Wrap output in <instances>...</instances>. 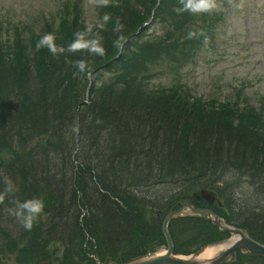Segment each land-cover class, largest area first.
Instances as JSON below:
<instances>
[{"label": "trees", "instance_id": "obj_1", "mask_svg": "<svg viewBox=\"0 0 264 264\" xmlns=\"http://www.w3.org/2000/svg\"><path fill=\"white\" fill-rule=\"evenodd\" d=\"M151 53L150 47L142 51V55ZM133 78L138 79L136 76ZM124 85L128 84L123 83L122 87ZM131 85L133 93L128 92L129 88L124 87L117 92L109 87L106 95L104 94L107 98H102L101 103H97V98L92 100L87 108V115L80 118L78 130L81 144L76 180L77 188L83 192L84 199L88 194L83 204L75 199V193L70 189L72 172L70 163L60 167L53 164L55 162L53 157L59 153L56 148L63 151L65 135L74 139L76 129L74 103L71 105L70 101L61 97L49 105L41 94L34 97L32 102L24 101L21 104L20 93L12 92L5 98L0 97V101L5 102L0 104V110L12 107L0 119L1 131L8 127L11 128L10 131L22 132L36 130L41 125H50L48 135L54 138L56 144L52 153L43 150L40 151L42 154L37 155L32 151L11 162H6L0 157V214L11 212L12 205L35 198H43L44 207L53 211L52 217H48L45 222H42L44 216L39 215L37 220H32L29 216L31 229L18 234L22 240L28 241L29 248L45 249V244L56 240L69 245L77 243L83 235L79 224V207L82 205L91 212L89 217L84 218L83 228L89 230L93 236L103 238L105 236L107 240L104 238L106 241L104 249L117 254L121 248L113 243V239L121 229L119 222L123 219L130 225L133 219L140 215L139 220L143 225L144 205H137L139 209L134 213V218L122 207V213L118 216L112 218L110 214L106 216L107 222L104 226L98 223L97 216L104 202L111 206L115 205L117 200L119 203L122 201L123 206L128 205L131 197L124 200L121 194L127 193L130 187H138L144 177L146 183L151 182L148 175L152 173L159 178L169 176L173 167L164 173L160 169L162 164L176 162L180 164L181 169L192 171L195 167L204 165L216 171L228 162L264 163V151L252 150L250 148L252 146L246 145L245 140H237L236 142L242 144L238 146L227 132L228 124L222 127L218 119L214 120L210 116L206 118L200 138L195 134L190 140L182 142L176 133H172L161 122L160 116H155L157 110H163L164 105L160 96L155 97L153 93L146 91V86L141 80L133 81ZM42 133L47 135L45 130ZM17 136L20 137L19 134ZM155 163L156 168H150L148 175H145L146 166H153ZM154 179L155 176L151 180ZM96 185L99 189H96ZM92 188L93 191H89ZM101 190L108 193L111 198L104 196ZM9 198L11 202L8 201ZM135 199L139 201L137 195ZM4 203L10 204L11 208L3 207ZM14 231L15 228L9 229L0 224V232L3 235L1 239L7 246L14 244ZM140 240L141 235L130 241L138 243ZM20 242L23 241L16 244ZM132 247L127 244L125 258L134 251L138 252V247L133 249Z\"/></svg>", "mask_w": 264, "mask_h": 264}, {"label": "rangeland", "instance_id": "obj_2", "mask_svg": "<svg viewBox=\"0 0 264 264\" xmlns=\"http://www.w3.org/2000/svg\"><path fill=\"white\" fill-rule=\"evenodd\" d=\"M50 1L0 0V17L1 19L8 18L4 9L20 10L21 15H24V21L32 25L33 30L38 31L41 28V21L38 19L40 13L35 12L33 7L43 6ZM231 1L233 4H229L225 13L223 12V20L218 25L214 40L208 44L206 42L193 65L186 70L183 69L180 73V81L190 89L193 96L203 100H208L210 97L223 101L227 98V94H232L233 97L234 88H243L242 94L258 111L260 103L264 102V0ZM83 8L85 22L93 23L97 17L94 0H84ZM9 29L4 28V35H7ZM153 32L157 34L158 29L154 28ZM158 69L166 72L159 75L156 69L151 81L152 87H168L174 80L172 75L177 73H168L163 63ZM243 74H248L249 77L246 79ZM149 168L150 166H147L146 173ZM231 176L232 172H225L220 178L233 183L235 178ZM236 183L229 188V191L236 200L231 198L232 201L240 205L239 209L244 213H246L244 210L251 213L254 211L252 210L253 205H257L261 211L264 207V198L260 197H264V194L256 196L254 188L251 187L252 184H246L244 180H237ZM141 184H145V181ZM173 186L175 187V183ZM149 187L150 190L145 195L146 200L151 197L150 202H159L162 200L161 196L167 194L170 191L168 188H171L155 185ZM175 232L181 242L190 237V232L180 227H177Z\"/></svg>", "mask_w": 264, "mask_h": 264}, {"label": "bare ground", "instance_id": "obj_3", "mask_svg": "<svg viewBox=\"0 0 264 264\" xmlns=\"http://www.w3.org/2000/svg\"><path fill=\"white\" fill-rule=\"evenodd\" d=\"M138 187H140V188H138V191H137L138 192L137 195L139 196V198L142 197L143 195H145V193L149 191V188L145 187L143 184H139ZM135 196H131L129 204L125 205L123 207V209H127L129 211V214L133 218H134V213L137 212L139 209L137 205L138 204L140 205L142 203L141 199H139V201L137 202V199H135ZM119 198H120V194L117 197V199L119 200ZM150 199H151V197H148V201ZM174 200H175V198H172L169 200H163L162 199L158 203L165 208H173L174 207ZM121 213H122V205L119 203V201H117V203L115 205H111V206H108V204L106 202H104L103 208H102L100 214L97 216V221L101 226H104L107 222V218H106L107 215L110 214L111 215L110 218H112L113 216H115V215L118 216ZM253 217H255L253 214H245V218L247 220H251V219H253ZM135 220L136 219H133V222H135ZM119 225H120L123 233H125L129 227V224L123 219H121V221L119 222ZM215 250L216 249H206L202 254H200L197 257V260H205V259H209V258L213 257L212 255L214 254Z\"/></svg>", "mask_w": 264, "mask_h": 264}, {"label": "water", "instance_id": "obj_4", "mask_svg": "<svg viewBox=\"0 0 264 264\" xmlns=\"http://www.w3.org/2000/svg\"><path fill=\"white\" fill-rule=\"evenodd\" d=\"M178 214H179V212L173 213L167 217V219L165 220V223H164V232H165V227H166V224L168 223V221L170 219H172L173 217H176ZM165 234H166V232H165ZM240 248L249 250L250 255H259L261 252L260 247H258L257 245H255L254 243H252L251 241H249L248 239H246V237H244L242 235V241L241 242H239L235 247L231 248L227 252L222 253L221 256L217 260L212 261L211 264H225V263L233 261L236 249H240ZM171 252H172V245L168 241V253L163 257H159V258L150 260L147 263L148 264H199V263L194 262V261H188V262L178 261L174 258H171ZM131 264H145V263L133 262Z\"/></svg>", "mask_w": 264, "mask_h": 264}]
</instances>
